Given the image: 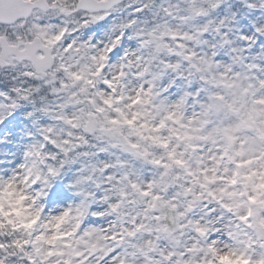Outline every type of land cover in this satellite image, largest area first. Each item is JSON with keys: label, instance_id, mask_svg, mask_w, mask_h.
I'll return each instance as SVG.
<instances>
[{"label": "snow or ice", "instance_id": "1", "mask_svg": "<svg viewBox=\"0 0 264 264\" xmlns=\"http://www.w3.org/2000/svg\"><path fill=\"white\" fill-rule=\"evenodd\" d=\"M0 264H264V0H0Z\"/></svg>", "mask_w": 264, "mask_h": 264}]
</instances>
